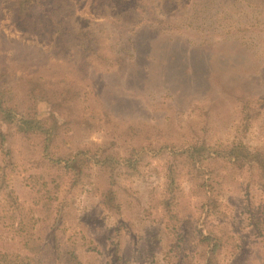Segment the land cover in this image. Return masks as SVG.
I'll return each mask as SVG.
<instances>
[{"label":"rangeland","instance_id":"374dc122","mask_svg":"<svg viewBox=\"0 0 264 264\" xmlns=\"http://www.w3.org/2000/svg\"><path fill=\"white\" fill-rule=\"evenodd\" d=\"M68 1L0 0V88L19 107L41 93L52 101L42 113L59 112L47 151L44 134L0 126V249L17 245L23 221L83 264H204L201 231L221 241L215 264H264V6L248 0L257 6L225 16L233 0H128L126 11L113 0ZM26 7L28 30L16 18ZM55 20L68 27L63 58L51 47ZM78 29L94 51L81 54ZM134 47L152 50L138 59ZM200 143H242L257 160H207L202 180L181 156ZM80 149L119 161H90L73 183L54 159ZM109 190L117 212L100 203Z\"/></svg>","mask_w":264,"mask_h":264},{"label":"trees","instance_id":"16d2710c","mask_svg":"<svg viewBox=\"0 0 264 264\" xmlns=\"http://www.w3.org/2000/svg\"><path fill=\"white\" fill-rule=\"evenodd\" d=\"M65 5L67 4L70 6V2L68 0H61ZM119 6L121 11L130 10L132 7V3L128 0H113ZM220 1V0H216ZM23 3V1H22ZM259 5L264 6V0L258 1ZM252 7L255 8L257 4L254 1L248 0H233L229 6L225 7L222 10V13L227 16L226 14L232 13L233 10L238 7ZM23 13L21 14L20 10L16 13L17 18V25L24 29L28 30V24L33 25L34 22L31 19L28 20V12H30L29 8H23ZM253 12V11H252ZM251 13V12H250ZM249 14V13H247ZM31 16V15H30ZM23 17V18H22ZM27 23V24H26ZM25 24V25H24ZM51 32L57 33L58 38L50 39L51 40V47L52 50L57 52L54 54L55 57L63 58V52L69 48V43L64 36L68 32V27H64L58 20L53 21ZM73 34V33H72ZM74 35L79 37L78 45L81 48L82 53L94 51L92 43L94 42L91 39L90 33L84 29H78V31L74 32ZM187 46V45H186ZM138 59L147 58V56L151 53L150 48H145L143 50L137 49L134 47ZM187 49V48H186ZM181 51V50H180ZM213 55V53H210ZM147 55V56H146ZM185 55V54H184ZM212 66V64H209ZM207 65V67L209 68ZM207 68V69H208ZM1 75V73H0ZM3 75V73H2ZM36 83L30 79L25 80V85L29 86V90L34 92L38 87ZM26 92H28L26 90ZM29 94V93H28ZM30 96L33 97V103H29L25 107H19L15 104H11L9 99L6 98V92L4 88H0V126L4 124H11L13 123L17 130L23 135L27 136L30 134H44V150L47 151L52 137L55 136L56 126H57V118L59 116V112L55 111L46 115L42 113V105L41 102H46V104H50L49 97L47 98L45 95L41 96V93L38 96L30 93ZM39 97V99H38ZM57 99V97H56ZM60 99V97H59ZM242 102V109L246 108L247 102L244 99H241ZM58 103H51L49 109L56 108ZM244 116L247 114L245 110ZM247 116V115H246ZM4 141V134L0 129V142ZM87 151L85 149H80L79 151L75 152L69 157L63 158H56L57 163L64 168L69 174H71L72 179L71 182L76 183L77 180L80 179L81 173L88 163L94 162L101 168H106L112 164L118 163L119 159H114L111 156H96L93 155L95 158L92 161L91 157H87ZM181 156L186 160L187 165L189 168H196L197 165L200 167L196 170L198 178H205L203 171V163L210 159L221 158L224 160L231 161L238 166H242L248 159L253 157V154L249 151V149L242 143H234L225 148H211L205 146L204 143L192 144L189 147L185 148L181 152ZM91 161V162H90ZM128 166L133 167V164L128 159L127 161ZM200 170V171H199ZM174 170L171 166H168V179L170 183L174 180L173 177ZM209 178V177H208ZM206 183L203 181L200 186H205ZM207 190V189H204ZM207 191H204L206 193ZM100 203L102 206L109 211L117 212L120 205L117 200H115V195L111 193V190L108 191L107 194H100ZM166 210L167 212H171V202L165 201ZM207 206H211V200L206 203ZM209 211L206 210V214ZM32 229H26L25 223L22 221V233H18L17 241L15 247L13 249H0V264H49L46 263V258L51 253H54L53 259L57 260V264H83L82 260L80 259L79 255L74 252V250H66L64 254L61 256L55 252L48 243L42 242L37 236L31 231ZM14 238V237H13ZM15 240V239H13ZM197 243L200 246L205 248V262L204 264H215L216 254L221 247V241L219 240L216 235L213 233L203 234L201 231L198 232ZM53 250V251H52Z\"/></svg>","mask_w":264,"mask_h":264}]
</instances>
